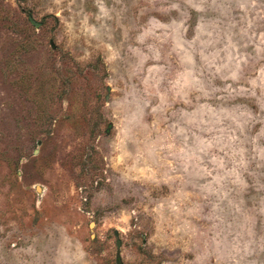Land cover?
I'll use <instances>...</instances> for the list:
<instances>
[{
    "label": "clouds",
    "instance_id": "clouds-1",
    "mask_svg": "<svg viewBox=\"0 0 264 264\" xmlns=\"http://www.w3.org/2000/svg\"><path fill=\"white\" fill-rule=\"evenodd\" d=\"M87 3L52 0L48 11L67 34L97 42L110 82L122 84L106 104L117 125L111 167L124 183L150 186L157 237L181 242L179 264H264V232L255 231L264 196L251 209L244 199L246 176L264 169V31L255 30L264 0H132L135 24L124 22L126 0H92L95 12ZM163 187L168 194L153 198ZM86 255L69 239L49 264H85Z\"/></svg>",
    "mask_w": 264,
    "mask_h": 264
},
{
    "label": "rangeland",
    "instance_id": "rangeland-1",
    "mask_svg": "<svg viewBox=\"0 0 264 264\" xmlns=\"http://www.w3.org/2000/svg\"><path fill=\"white\" fill-rule=\"evenodd\" d=\"M126 3L124 22L135 24L139 8ZM50 7L52 0H0V264H49L69 239L87 253L85 264H179L181 242L157 237L154 205L144 194L150 186L124 183L111 167L117 125L106 104L122 84L110 82L106 52L67 34ZM85 10L96 11L92 0ZM255 30L264 31V21ZM246 51L255 55L253 45ZM259 173L264 169L246 176L249 209L264 196ZM167 194V187L151 191L153 198ZM255 231L264 232V217L257 215Z\"/></svg>",
    "mask_w": 264,
    "mask_h": 264
},
{
    "label": "water",
    "instance_id": "water-1",
    "mask_svg": "<svg viewBox=\"0 0 264 264\" xmlns=\"http://www.w3.org/2000/svg\"><path fill=\"white\" fill-rule=\"evenodd\" d=\"M30 20H31V22L34 23L36 26H39V25H40V22H38L37 20H35L33 17H30ZM118 264H123L120 258H118Z\"/></svg>",
    "mask_w": 264,
    "mask_h": 264
}]
</instances>
